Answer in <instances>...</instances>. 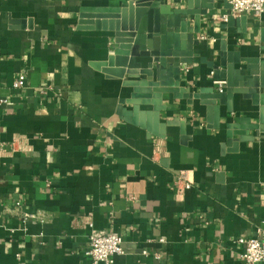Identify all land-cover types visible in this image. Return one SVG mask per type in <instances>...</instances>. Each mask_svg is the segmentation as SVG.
Returning a JSON list of instances; mask_svg holds the SVG:
<instances>
[{"label":"crops","instance_id":"1","mask_svg":"<svg viewBox=\"0 0 264 264\" xmlns=\"http://www.w3.org/2000/svg\"><path fill=\"white\" fill-rule=\"evenodd\" d=\"M127 1L0 0V264H92L94 231L122 236L114 264H241L239 238L264 230L263 89L218 101L210 119L205 99L163 93L157 122L152 103L133 122L127 100L145 75L119 76L115 31L81 24ZM164 2L192 28L198 17L182 89L217 91L222 52L239 54L242 74L264 62V13Z\"/></svg>","mask_w":264,"mask_h":264},{"label":"water","instance_id":"2","mask_svg":"<svg viewBox=\"0 0 264 264\" xmlns=\"http://www.w3.org/2000/svg\"><path fill=\"white\" fill-rule=\"evenodd\" d=\"M93 14L85 11L81 15V24L89 28L115 31L116 41L119 43L114 55L110 56L109 64L118 66L119 76L129 74L142 78L134 83V93L128 103L133 105L132 121L138 122L137 116L141 104H153L154 111L149 113L157 122L158 112L161 110L160 96L163 93H172L178 97L181 91L183 97L191 103L193 98L205 99L209 119L217 111V102L227 103L234 94L240 93L250 98L262 88L264 92V62L247 59L246 71L236 69L235 64L241 61L238 53H230L227 61L222 52L220 65H213V78L226 80V89L212 88L207 95L193 93L182 89V64L193 63V46L199 41L195 39L198 30V17L195 27L186 20L185 15L191 14L187 10L171 9L164 0H128L118 9H94ZM234 55V58L232 57ZM128 68V69H127ZM183 92V93H182ZM154 95V98H153ZM143 99H140L142 98ZM120 100L118 112L123 114ZM230 108V107H229ZM264 111V108H262ZM125 118L129 120L127 114ZM131 120V119H130ZM143 124V123H141ZM153 129V125L149 124Z\"/></svg>","mask_w":264,"mask_h":264},{"label":"built area","instance_id":"3","mask_svg":"<svg viewBox=\"0 0 264 264\" xmlns=\"http://www.w3.org/2000/svg\"><path fill=\"white\" fill-rule=\"evenodd\" d=\"M231 5L232 14L238 15L242 13H253L254 16L260 17L264 13V0H226ZM224 21H228L229 14L221 17ZM213 75V71H212ZM225 81H218L220 90H223ZM24 79L21 78L15 87L22 86ZM1 102H5L4 99ZM191 187V182L187 181L185 188ZM36 215L26 214L25 218H34ZM245 250L240 259L241 264H260L264 263V230H260L259 235L253 237H240ZM124 252L123 238L119 234L107 232L99 233L92 232L89 237V246L86 251L87 255L91 258L92 264H114L115 257Z\"/></svg>","mask_w":264,"mask_h":264}]
</instances>
